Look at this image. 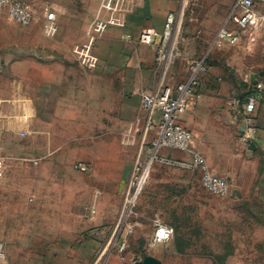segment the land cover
<instances>
[{
    "label": "crops",
    "instance_id": "obj_1",
    "mask_svg": "<svg viewBox=\"0 0 264 264\" xmlns=\"http://www.w3.org/2000/svg\"><path fill=\"white\" fill-rule=\"evenodd\" d=\"M50 1L57 19L51 37L47 18L44 26L40 16L30 25L14 22L6 12L0 16V159L5 164L0 211L10 216L3 220L6 260L0 264H29V256L36 264H138L147 255L166 264V254H213L206 264H229L234 254L263 253L264 88L251 114L256 131L249 147L243 138L249 127L246 99L229 92L217 66L200 76L179 121L193 132L194 146L213 172L229 180L232 193L223 198L192 187L182 194L193 197L172 205L173 193L166 188L163 209L171 213V238L151 244L157 220L153 232L130 250L138 225L134 216L119 224L125 196L136 160L151 145L160 121L155 112L148 127L143 95L189 76L182 61L161 78L155 45L141 43L139 36L145 27L161 33L179 1L130 0L125 25L110 24L91 40L93 21L109 16L100 10L102 0ZM236 1L222 27H237L231 19ZM178 32L179 25L177 43ZM61 34L78 36L74 46H87L89 57L78 59L71 46L65 51ZM237 45L253 57L254 70L246 67L243 80L259 73L264 84V36L252 47L245 38ZM159 154L179 162L191 159L174 149ZM187 169L201 180L198 170ZM128 225L133 229L122 254L117 247Z\"/></svg>",
    "mask_w": 264,
    "mask_h": 264
},
{
    "label": "built area",
    "instance_id": "obj_2",
    "mask_svg": "<svg viewBox=\"0 0 264 264\" xmlns=\"http://www.w3.org/2000/svg\"><path fill=\"white\" fill-rule=\"evenodd\" d=\"M130 0H102L101 12L105 11L109 14L106 19L97 17L90 26V35L94 38L102 34L108 25L124 26L126 21V4ZM235 13L231 15L232 21L236 24L235 29L222 27L217 33L218 40H224L232 45H236L242 38L246 39V44L254 46L260 36H264V0H237L235 5ZM7 13L8 17L14 22L21 25H30L36 19V12L31 3L25 0H0V16ZM50 27L56 22V13L50 11L47 15ZM179 19L175 13H169L164 29L161 33H157L152 27H145L141 30L139 41L146 45H155L156 47V64L159 69L160 77H165L170 73L178 55L179 46L177 43V29ZM158 37V40L156 39ZM83 58H87L88 53L82 50ZM207 71L205 59H194L189 62L188 78L176 85L165 84L160 91L155 94L143 95V107L148 113L149 124L155 112L160 113V121L157 128V135L153 138L150 148L153 151L152 157L147 165L144 166L141 161V154L137 158L125 196L124 207L119 224H124L126 220L134 213L137 201L143 191L147 181L150 167L157 158V153L162 149H174L187 152L191 155L190 162L173 161L168 158H161L167 163H175L183 167L196 169L201 173L203 187L210 193L218 197H228L232 193V185L225 176L219 175L211 169L206 157L194 146L193 132L182 125L179 121L180 117L186 112L190 98L196 93L200 85V76ZM260 77V75H259ZM255 83L250 78L246 82H250L253 86L252 91L245 96V118L249 127L246 128L243 138L250 141L256 129L251 126L252 117L260 97V93L264 88V84L259 80ZM149 168L147 169V166ZM78 168L82 171L87 170L85 164H79ZM5 164L0 159V178L4 176ZM133 229L128 225L123 235V240L118 245V251L125 253L127 248V234ZM163 233V235H161ZM172 229L164 222H159L156 226L155 234L151 240L153 243H165L171 238ZM124 258V256H122ZM5 259L4 244L0 242V261Z\"/></svg>",
    "mask_w": 264,
    "mask_h": 264
},
{
    "label": "rangeland",
    "instance_id": "obj_3",
    "mask_svg": "<svg viewBox=\"0 0 264 264\" xmlns=\"http://www.w3.org/2000/svg\"><path fill=\"white\" fill-rule=\"evenodd\" d=\"M26 1L32 4L36 12V16H40L39 21L45 26V19L47 18L48 13L50 11H54L51 6V1ZM178 1L180 7L179 10L170 12L175 14L178 13L181 16L178 32L179 55L175 63L177 64L178 62L186 61L187 63H185L189 68L190 61L205 57L207 71L203 74L209 73L208 71L210 70L211 66H217V68L220 70L219 77H223L228 83L226 85H228L230 88L229 92L234 90L237 94H241L242 96L247 95L251 89L243 80V75L244 73H246V67H249L250 69L252 68V55H249V51L241 48L239 45L236 46L228 43L227 41L218 40L217 37L218 31L225 24L229 15L231 14L234 2L236 0ZM48 28V34L49 37H51V32L53 31L50 26ZM77 37L78 36L72 34H61L60 40L61 43H64L65 51H67V49L71 46L70 49L73 50L75 56L78 59H81L84 57L82 50L87 46H74ZM91 39L94 38L90 35V40ZM76 50L78 51L76 52ZM256 63H258L257 60ZM260 67L261 66H257L255 69H260ZM173 70H175V75L177 76L179 73L178 69L173 68ZM218 82L220 84H225L223 80H219ZM236 136L237 139L240 138V136H238V133L236 134ZM145 147L146 148L141 153V161L143 162L144 166L147 165L149 159L153 155V151H151L149 143L148 146ZM164 152L171 156V151L166 150ZM161 156L162 155L157 153V158L154 160L152 166L150 167L147 181L137 201L134 213L131 215V217H135L134 223L135 227H137L138 225V233H134L129 238V241L127 237L130 250H133L134 247L140 245L141 239L145 238L149 231L153 232L154 224L157 220L169 224L168 218L171 213L169 210L163 209V204L166 202L163 194L166 188L173 193L171 199L168 200V204L172 205H180L181 203L187 201L185 198L193 197L190 195H183L182 190H186L187 188L192 187L203 188L200 176L197 172H194L193 170L187 169L186 167L175 163H167L166 161H162ZM217 163V166L222 164H220L219 161H217ZM196 197L199 196L196 195ZM158 209H160V211ZM6 214H8V216ZM6 216L8 217V219L10 218L8 212L0 211V240L2 239L3 233L5 231L3 220ZM170 218L173 217L171 216ZM136 221L138 223H136ZM131 234L132 233H130V235ZM211 255L213 254H186L182 256L179 254H166L165 263L206 264V262L210 260ZM27 262L29 264H36V259L30 258L29 256ZM229 262V264H264V252L258 254H234L233 258H230Z\"/></svg>",
    "mask_w": 264,
    "mask_h": 264
},
{
    "label": "water",
    "instance_id": "obj_4",
    "mask_svg": "<svg viewBox=\"0 0 264 264\" xmlns=\"http://www.w3.org/2000/svg\"><path fill=\"white\" fill-rule=\"evenodd\" d=\"M259 73H252L251 74V81L255 83L259 77ZM249 147H253V142L249 141ZM138 264H161V261L158 258H155L152 255H147L143 258V260H140Z\"/></svg>",
    "mask_w": 264,
    "mask_h": 264
},
{
    "label": "trees",
    "instance_id": "obj_5",
    "mask_svg": "<svg viewBox=\"0 0 264 264\" xmlns=\"http://www.w3.org/2000/svg\"><path fill=\"white\" fill-rule=\"evenodd\" d=\"M247 83V85L249 86V88L251 89L249 92H248V94L252 91V89H253V86H252V84L250 83V82H246ZM245 96L246 95H244L243 97H242V100L245 98ZM241 100V101H242Z\"/></svg>",
    "mask_w": 264,
    "mask_h": 264
},
{
    "label": "bare ground",
    "instance_id": "obj_6",
    "mask_svg": "<svg viewBox=\"0 0 264 264\" xmlns=\"http://www.w3.org/2000/svg\"><path fill=\"white\" fill-rule=\"evenodd\" d=\"M149 168V165L147 166V169Z\"/></svg>",
    "mask_w": 264,
    "mask_h": 264
},
{
    "label": "snow or ice",
    "instance_id": "obj_7",
    "mask_svg": "<svg viewBox=\"0 0 264 264\" xmlns=\"http://www.w3.org/2000/svg\"><path fill=\"white\" fill-rule=\"evenodd\" d=\"M161 235H163V233H161Z\"/></svg>",
    "mask_w": 264,
    "mask_h": 264
}]
</instances>
